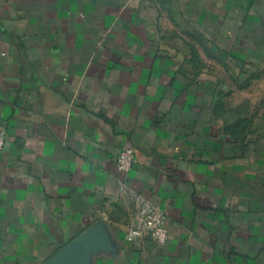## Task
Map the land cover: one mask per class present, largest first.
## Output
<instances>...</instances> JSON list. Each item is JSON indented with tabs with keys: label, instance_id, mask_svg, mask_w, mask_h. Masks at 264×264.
Wrapping results in <instances>:
<instances>
[{
	"label": "crops",
	"instance_id": "0c3cea01",
	"mask_svg": "<svg viewBox=\"0 0 264 264\" xmlns=\"http://www.w3.org/2000/svg\"><path fill=\"white\" fill-rule=\"evenodd\" d=\"M250 91L264 0H0V264H264ZM120 182L166 212L164 245L125 240Z\"/></svg>",
	"mask_w": 264,
	"mask_h": 264
},
{
	"label": "built area",
	"instance_id": "2783aa9c",
	"mask_svg": "<svg viewBox=\"0 0 264 264\" xmlns=\"http://www.w3.org/2000/svg\"><path fill=\"white\" fill-rule=\"evenodd\" d=\"M3 132L0 131V149L4 147ZM136 162L135 150L132 147L122 148L116 157V166L121 173H127ZM121 193L133 199L137 218L135 224L124 235L128 242H137L150 237L158 245H164L168 240L167 214L158 205L146 199L136 191L130 189L124 182H120Z\"/></svg>",
	"mask_w": 264,
	"mask_h": 264
},
{
	"label": "rangeland",
	"instance_id": "374dc122",
	"mask_svg": "<svg viewBox=\"0 0 264 264\" xmlns=\"http://www.w3.org/2000/svg\"><path fill=\"white\" fill-rule=\"evenodd\" d=\"M247 87L248 88L250 87L249 84L247 85ZM255 88L258 87L256 86ZM249 95H250V99H248V101L251 100V104L253 106H250V108L246 109V114H245L247 117L246 122L241 120V122L243 123L239 124L241 132L242 133L245 132L248 135L252 134V132H256L264 128V123L260 122L261 120H258L261 117H263L262 119H264V91L262 93H260L259 91H250ZM233 110L231 109L232 114H234Z\"/></svg>",
	"mask_w": 264,
	"mask_h": 264
}]
</instances>
